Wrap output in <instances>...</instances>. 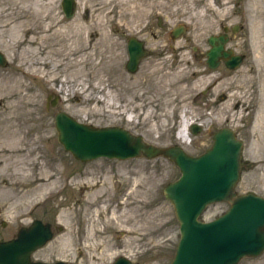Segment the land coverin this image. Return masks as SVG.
<instances>
[{
	"label": "rangeland",
	"instance_id": "rangeland-1",
	"mask_svg": "<svg viewBox=\"0 0 264 264\" xmlns=\"http://www.w3.org/2000/svg\"><path fill=\"white\" fill-rule=\"evenodd\" d=\"M98 1L103 5L105 0ZM75 2V12L67 18L61 0H54L57 16L66 21L91 22L90 7L95 0ZM85 3L88 7H84ZM158 3L141 21L134 19L125 27L108 23L118 57L97 81L112 92L119 108L137 105L138 110L126 117L87 111L95 103H83L85 94L71 88H76L79 77L70 76L61 66L56 76H24L20 68L27 71L35 67L24 65V56L12 58L18 49H8L14 38L2 29L4 19L0 20V51L7 59L6 67H0V152L12 154L10 165L0 169V208L11 226L15 211L24 212L40 204L36 215L49 221L54 230L53 238L35 254L42 261L111 264L118 256H126L134 264H170L179 237L172 206L162 193L163 187L179 176L177 167L162 157L81 162L57 141L54 116L59 111L98 127L121 126L157 146L180 144L191 155L202 153L210 146L213 133L228 126L244 142L243 159L253 164L242 172L237 192L248 190L264 196V0ZM158 18L164 27H158ZM222 24L243 26L228 44L245 57L234 70L222 64L209 69L205 63L207 37L221 31ZM178 25L187 30L173 39L170 31ZM84 36L98 41L99 30L92 29ZM130 36L143 40L150 51L134 74L124 67ZM63 80L69 84L62 86ZM97 81L89 82L98 85ZM56 94L60 98L52 106ZM183 108L191 122L201 127L196 135L190 132L187 144L176 137ZM150 110L152 117L144 119ZM6 117L14 122L10 125L11 135L2 124ZM15 166L25 168L24 178ZM82 171L87 176H80ZM124 183L134 189L117 197L116 191ZM41 185L43 188L32 191ZM82 186L86 187L84 193ZM101 201L104 211L98 215ZM225 208L226 204L209 206L202 217L210 219ZM80 218L84 221L83 241L77 238ZM239 264H264V253L244 258Z\"/></svg>",
	"mask_w": 264,
	"mask_h": 264
},
{
	"label": "water",
	"instance_id": "water-1",
	"mask_svg": "<svg viewBox=\"0 0 264 264\" xmlns=\"http://www.w3.org/2000/svg\"><path fill=\"white\" fill-rule=\"evenodd\" d=\"M62 9L66 17L72 16L74 1L62 0ZM184 31L183 26L176 27L172 36L178 37ZM225 42L224 35L208 38L209 67L214 68L221 58L230 68L239 64L241 58L233 55L231 50H225ZM128 48L130 55L126 69L134 72L139 59L147 52L142 42L134 38L129 40ZM0 65H5L1 53ZM55 128L58 141L65 150L80 160L100 156L118 159L164 156L179 168V178L163 189L179 223V240L171 264H238L243 257L258 256L264 251V198L253 192L237 195L233 191L242 167V141L231 129H219L205 152L191 156L178 145L148 144L141 136L124 128L94 127L63 112L56 115ZM199 130L198 125L192 126L194 134ZM217 201H227L229 210L211 221H199L198 216L204 208ZM49 237L46 231L44 238L35 243L33 235L20 234L18 239L0 244V264H45L31 263L29 255ZM113 264L132 263L120 257Z\"/></svg>",
	"mask_w": 264,
	"mask_h": 264
},
{
	"label": "bare ground",
	"instance_id": "bare-ground-1",
	"mask_svg": "<svg viewBox=\"0 0 264 264\" xmlns=\"http://www.w3.org/2000/svg\"><path fill=\"white\" fill-rule=\"evenodd\" d=\"M99 3L100 1L95 0L90 7L92 20L88 23L59 18L54 0H0V20L4 19L2 29L14 38L8 49L10 51L18 49L15 56L11 54L12 58L18 59L24 56L22 63L29 69L35 67L34 70L27 71L20 68L24 76L40 77V74L45 77L50 74L56 76L61 66L70 76L79 77L76 88L73 85L71 88L73 92L77 91L82 96L85 94L83 103H95L93 107L86 108L87 111H99L102 114L110 112L111 116L126 117L129 112L138 110L137 105L119 108L112 92L107 86L97 81L102 72L107 71L110 62L118 57L115 43L112 41V33L108 30V23L115 22L117 27H125V24L129 25L134 19L141 21L151 12L152 7L158 6L159 3L158 0H105L103 5ZM84 5L88 7L86 3ZM92 29L99 30L98 41H92L84 36ZM42 66H47V71L43 70ZM91 80L97 81L98 85L90 84ZM65 83L69 84V81L63 80L61 85ZM157 84L161 87V84ZM94 92H96L95 95L92 94ZM187 113L184 108L180 111L176 129V137L184 144L191 141L189 125L192 122ZM152 115L153 110H150L144 119ZM10 118L6 117V122L2 124H6L5 130L11 135L12 132L9 131L12 126L10 125L14 122H11ZM0 121H2L1 118ZM11 156L12 154L9 156L7 151L0 152V169L10 165ZM14 169L18 174H22V178L25 177V168L15 166ZM41 188H43L42 185L36 186L32 191L36 192ZM103 205V201L98 203V215L102 213Z\"/></svg>",
	"mask_w": 264,
	"mask_h": 264
},
{
	"label": "flooded vegetation",
	"instance_id": "flooded-vegetation-1",
	"mask_svg": "<svg viewBox=\"0 0 264 264\" xmlns=\"http://www.w3.org/2000/svg\"><path fill=\"white\" fill-rule=\"evenodd\" d=\"M220 27L222 28V32H226L227 37H228V44H229L230 41H233V33L231 31V28L228 29L227 31H224L223 27H225V26L221 25ZM222 65L224 68H226V66L224 64H222ZM247 146H248V144H247ZM246 164L248 165V158H246ZM124 188H126V186H125V184H122V186H120L118 188V192L120 191V189H124ZM82 189H83V193H84L85 188L82 187ZM37 208H39V207H35V208L30 209L29 211L26 212L25 216L22 215L21 218H19L17 216L15 218L12 217V219H10L11 226H9V224L7 223L5 218H3L5 212L3 213L2 208H0V241H5V240L15 238L16 234H17V232L21 226H25V225L28 226L35 219L43 220L38 215H36L35 210ZM81 225H82V218H80L77 221V226H79V228ZM2 230H6V231L4 232ZM34 258L37 259V257H33V259Z\"/></svg>",
	"mask_w": 264,
	"mask_h": 264
}]
</instances>
